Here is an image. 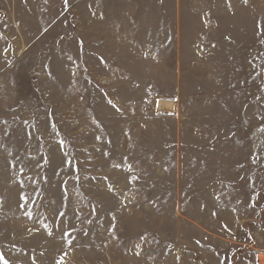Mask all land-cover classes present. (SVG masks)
I'll list each match as a JSON object with an SVG mask.
<instances>
[{"label":"rangeland","instance_id":"1","mask_svg":"<svg viewBox=\"0 0 264 264\" xmlns=\"http://www.w3.org/2000/svg\"><path fill=\"white\" fill-rule=\"evenodd\" d=\"M0 264H264V0H0Z\"/></svg>","mask_w":264,"mask_h":264},{"label":"snow or ice","instance_id":"2","mask_svg":"<svg viewBox=\"0 0 264 264\" xmlns=\"http://www.w3.org/2000/svg\"><path fill=\"white\" fill-rule=\"evenodd\" d=\"M0 259H3L2 255H0ZM4 264H8V262L5 261Z\"/></svg>","mask_w":264,"mask_h":264},{"label":"bare ground","instance_id":"3","mask_svg":"<svg viewBox=\"0 0 264 264\" xmlns=\"http://www.w3.org/2000/svg\"><path fill=\"white\" fill-rule=\"evenodd\" d=\"M260 260L262 263H264V257H261Z\"/></svg>","mask_w":264,"mask_h":264}]
</instances>
